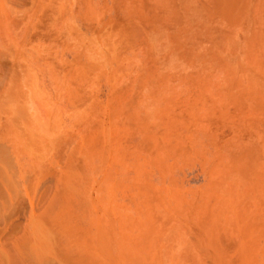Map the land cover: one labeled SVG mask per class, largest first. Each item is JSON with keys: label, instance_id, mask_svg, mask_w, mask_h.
Instances as JSON below:
<instances>
[{"label": "rangeland", "instance_id": "rangeland-1", "mask_svg": "<svg viewBox=\"0 0 264 264\" xmlns=\"http://www.w3.org/2000/svg\"><path fill=\"white\" fill-rule=\"evenodd\" d=\"M178 1L171 0L168 2L169 4L172 3L171 4L172 11H170L171 8H169L170 6L168 5L167 8L169 10L168 12L166 9L162 8L164 6L161 7L162 4L161 5L159 3L156 4L155 0H0V148L2 150H4L5 148L3 153L2 150L0 149L1 151L0 158L2 157L0 159L1 160L0 165L4 166L7 161H11L12 163L7 162L9 164L11 163L10 165L12 167V169L11 167L9 168L11 171L10 175L13 176V178L16 180L15 182L17 188L16 203L18 204V205L16 204V213H17L16 224L17 225L19 224L18 225L19 229L16 226V231L17 230L19 231L16 232V238L20 237L23 234L22 230L24 229L22 228H24V226L26 225V221L28 222V219H30V217L33 215L39 217V214L42 213L45 210V208L49 205V201L51 202V200H53V198L57 195V190L61 189L60 188L61 179H59L58 177H62V175H64V173L68 171L71 172L72 169L73 171L76 170V172L77 171L83 172L82 170L83 169L85 170L86 165L83 163L85 162V160H83L84 157L82 156L81 153L82 150L90 151L93 150V148L95 147L96 148L99 147L94 150L99 149L98 151H100V148L103 145L105 146L103 150L107 152L108 156L105 153L106 156H104V159L109 158L108 160L110 161L107 160L108 162L105 163L106 161L104 160V165L107 168L106 169L104 167V172L106 170H107L105 172L106 174L110 172V175L112 174L111 175L112 179H115L114 181L118 184H121L120 182H122L123 180L124 182L125 181L126 182L125 183L123 182L121 185H124L127 182L128 183L131 182L130 184L127 183L128 185L131 186L129 190L124 186L118 188L120 192L118 191L119 193L117 197L119 196L118 200L120 202L130 205L132 201H134L135 203V202H139V200L140 202L143 200V199L141 200L138 195H137L138 196L137 199L135 193H137L138 191H136V188L131 189L134 186V185L132 186V183L133 184L136 183V180L135 182H133L135 179L134 177L135 175L134 173H132L133 171L132 167H134L133 160H135L136 159L135 157H137L138 155H142L144 156V160L146 161L147 172L149 171L152 172V173L151 172L147 173L149 174L147 175V177L149 176L150 177L149 178L145 177L144 180L145 179L148 180L147 182L152 183L154 186L158 185L159 187L161 188L164 187L166 189L173 188L172 191L174 190L176 192L178 190L180 194L183 193L181 195L182 196L184 195L183 198L186 197L185 200L188 201L186 205L188 206L187 208L189 209L190 206L194 205V203L197 204V202H199L202 197H205L206 194L204 195L203 193L205 190L209 191V186H211L212 184L213 185L217 184V182H219L218 180L219 177L217 178L215 174L216 173L215 170L218 168V166L220 165L223 166L224 163H228L230 161L229 156L231 153L234 152L236 153L237 151H238L237 153H239L241 149H245V148L248 149L249 146L251 147L252 145H249L248 140H250V143L252 144L253 143L256 144L257 140L260 142L262 141L261 137L264 138L263 136L264 123H262L264 122V105H262L264 103V96L262 97V95H264L263 94L264 91H259V90L257 91V89H259L258 86H257L258 88L255 89L254 91L251 90L253 91V93L251 92V94L249 93V95L253 99L249 98L250 97L249 95L247 96H243L241 94L237 95L236 94L237 92L236 93L233 92L232 94H230V92L229 93L227 92V90L229 91V89L226 88L228 87L227 86L228 84L226 83L227 75L226 73L221 74L226 72L224 69L225 63H227L226 61L227 60L234 61L233 54L232 55L229 54L230 51L227 52L229 50L226 47L225 39L227 38V36L229 34L230 35L233 34L232 35L233 37L235 34L234 38L238 37L239 40H246V38L250 39L249 35L250 37L253 36L254 32L258 28L254 31L252 30L253 29L252 27H251L252 29L250 27L248 28L250 29V31L248 29L245 30V28L248 27V22L247 20H244L246 22L242 20L240 23L243 29L240 26L239 27L241 30L237 29L238 31H240V34L239 32L237 33V30L235 32L233 31L229 33L230 30L227 28V25H225L226 19L223 20L224 12H221L223 9L221 10V7L217 6L218 5L217 3L220 0L219 1L218 0H213V1L212 0H198V1L182 0V2L180 0ZM188 1L190 3L193 1V3L191 4L186 3ZM194 1L198 3H195ZM249 1L250 0H247L248 3H250ZM258 2L259 0H251V3H253V5L254 4L257 5ZM194 3L196 4V7L193 5ZM262 3L264 4V2ZM215 6H216L215 11L217 9L218 10L220 9L221 11L219 12L220 14L221 13L223 14V15L221 14L223 17L219 16L220 15L218 14L219 12H215V13L212 12ZM163 11L166 14H164ZM171 12H174L173 13L174 16H172L173 14H171ZM216 13L218 14L217 16H219L218 18L216 16ZM253 13L250 14L249 16L250 19L251 17L253 18L252 15H255V13L254 14ZM178 14L180 16H178ZM208 14L210 15V17L208 16ZM161 15H165L166 19L169 17L170 19L168 18V22L171 21L170 24L167 22L165 17ZM162 17L164 18L162 19ZM184 17L186 19L189 17L191 19L193 18L195 21L193 19L190 20V18L186 20L184 19ZM181 20H184V22H182ZM185 21L186 22L188 21V23H186ZM190 21L192 22L190 23ZM195 22L197 23L195 24ZM181 23L186 24L185 25L186 27L180 26ZM242 23H244L243 24L244 27ZM215 24L216 26H214ZM176 25H178V27H175ZM187 26L188 28L190 27L189 28L190 31L188 30ZM225 28H226V32L224 33ZM165 29L169 33L168 32L165 33L164 32ZM170 29H172V31ZM181 29H183V33H181L182 31ZM176 30L178 31V34ZM185 30H187L188 32H186ZM192 30L193 32H191ZM160 31L162 34L160 33ZM209 31L211 34H209ZM243 31L244 32L247 31L248 37H247V33L246 32L244 33ZM248 31L250 33L251 31L253 32L250 34ZM163 32L165 34H168V37L167 35L162 36L165 35ZM190 33L191 34L193 33V35H191ZM157 35H159L160 37L159 36L156 37ZM181 35L182 36L186 35V36L182 37ZM224 35H226V38L224 37ZM243 35L245 38L242 37ZM209 36L210 37L213 36L212 37L213 39L210 38ZM98 38L99 39L102 38L103 40V42L100 45L98 44L96 46V47L100 46L99 50L101 51L100 52L99 50L96 51L94 55L93 54L94 52L91 53L92 50L90 52V49H92L91 47L92 42L97 40ZM205 38L206 40H204ZM165 42L169 44V46L167 44L168 47H165L166 46ZM216 42H217V46H216ZM193 45L194 47H192ZM221 45L222 48H220ZM169 48L174 49V51L172 50L174 54L175 52H179V54L177 53L176 54L177 56L174 55L173 57L175 58L170 57V54L171 56L173 54L171 50H169ZM204 48L206 49V51ZM203 49H204L203 52L207 54L205 55L206 58L207 57L208 59L210 58L209 59L210 64H208V59L204 58L205 56L201 57L202 54L204 55V53L202 52ZM207 49L211 50L212 53L208 52L209 50ZM97 52L99 54H97ZM217 53L220 55V57ZM221 53L222 54L224 53V56L225 57L227 56L228 59L226 60L225 57L223 58ZM195 54H198V56ZM214 54L217 55V57L219 58L218 60L217 58L213 59ZM228 55H230V57ZM196 57L197 58L199 57L198 61ZM203 60H206V62ZM219 60L221 61V64L224 65L223 67L220 64L224 70L219 66V62H220ZM262 60H263L262 58L259 60V64L261 62H262L261 64H264V60L263 61ZM211 61L213 63L215 61L216 65L213 64ZM222 61L224 63H222ZM99 62L101 64H99ZM170 62L173 63V65L176 68ZM178 62L179 64L182 62L181 65L185 64V66L184 65L183 67L180 66ZM199 62L201 63V66H203L202 63L205 64L203 66L204 68L200 66ZM170 64L172 69L174 68L172 72L171 70L168 71V66ZM187 64L192 66L187 67L188 66ZM171 67L169 69H171ZM185 67L187 69H185ZM216 67L218 69H216ZM177 68H179L178 70L180 69L183 70V68L185 70H188L189 68V70L188 72L183 71V73L182 70H180L179 72L177 71L176 73L175 69L177 70ZM214 70L215 72H213ZM202 71H205V73L203 72L202 74ZM222 78H224V80H222ZM213 82L215 83L213 84ZM223 83L225 84V86ZM166 84H170V86ZM253 88L256 87H252V89ZM31 89H33L34 91ZM36 91L37 93H35ZM211 91L215 93L213 95V101H212ZM33 92L35 96L32 94ZM259 93H261L262 95ZM200 94L203 96L205 94L206 99L207 97L208 98L210 97V100L212 102L209 99L206 100L207 102H205L204 101L205 97L204 99L200 100L201 98H203V96H201ZM253 94L256 95L257 97L259 95L258 98L260 99V102L262 103L263 101V103L262 104L260 102L258 103L259 99L256 96L254 97ZM224 95L227 96V100H225ZM214 96H215V100H214ZM197 98L202 102V106H201L202 108L200 109H198L199 108L198 104H201V102H199ZM216 98L218 100L220 99L221 102L217 100L218 101L217 104L219 103L220 104L215 105V107L212 108L213 107L212 103L216 104L215 103ZM245 98L252 100L248 101V99H246L247 100L246 101ZM29 99H31V103L29 102L30 101ZM193 99L197 101L196 102L197 104L194 103L195 100ZM144 100L146 103L144 102ZM27 104L29 105L32 104L31 106L33 109L31 110L35 112L36 116L38 115V118L40 117V120H43L42 123L46 122L45 124L47 126H50L54 129L56 140L53 142V144H51V146H47V149L45 147L46 149V150L44 149L45 152L44 150H42L43 154L41 153L40 155L42 158L40 156H39L40 158L36 157L33 154L32 157L31 153L30 152L28 153V150H25L27 149L25 147V142H24V138L26 134L24 135L25 131L22 133L23 131L22 129L24 128L23 125L22 124L19 125L18 123L19 122L21 123L25 117L27 118L29 117L28 114L30 113V110L28 111V108L29 107L31 108V106L29 105L26 106ZM204 104L207 107H205ZM157 106H159L160 109L162 108L161 110L163 111V114H161L162 113L161 110L160 113L159 111L157 112L154 111L155 109L157 110L159 109V107ZM210 106H212L211 107L212 109L211 110L209 109L208 111L207 108ZM142 107L143 109H141ZM145 107L151 110L154 109L153 112H155V114L159 113V120L156 119L157 122L154 121L153 119L151 121H147L145 119V116L143 117L140 111L144 110ZM138 108L140 110H138ZM24 109L27 110L29 113L27 111H25L26 112L25 113ZM126 109L129 110L128 113ZM197 109L198 111L199 110L200 111L197 112ZM117 110H119V112ZM134 110L136 111L134 112ZM12 111L15 114V117ZM122 111L123 114H121ZM132 111H133V115H132ZM137 111H139L141 115L140 114L138 115ZM222 111L225 112L223 113ZM118 113L122 115V117H120L121 119L119 117H117L118 119L115 118V116H119ZM125 113L127 115L129 114V118H127ZM134 114L136 115V117ZM21 115L24 116V118L21 119L20 118ZM123 115L126 117H124ZM156 115L155 117H157ZM192 115L193 116L196 115L197 118L195 117L194 118L197 119V121L193 118ZM191 120H194L195 122L194 121L192 122ZM26 121L27 120H24L23 123ZM152 121L155 122V125L153 124L154 122L151 123ZM183 121L185 122V124ZM9 122L11 125H9ZM240 123L242 126L240 125ZM112 124L114 126V129L111 128L113 127ZM18 125H19V129L17 128ZM11 126L12 128L10 129ZM141 126L145 129L147 127L146 129L147 131L150 129L151 131H149V134L151 135L152 133L154 137H156L155 136L156 133V135L159 138L157 139L155 138L157 140V143L155 144H158L159 146L155 147L153 145L154 146L153 147L151 145L152 135L150 136L146 134L147 132L144 131L145 129L141 131L142 129ZM116 127L118 129L117 132L115 129ZM135 127H137V129ZM14 130L17 133L14 132ZM203 131L205 132V134L206 133L207 134L205 135ZM97 135L99 137V139H97L98 143L96 142L98 146L95 144L93 140V138L96 139L95 137ZM147 137L150 139V145L152 146L151 148L153 149L149 147L150 146L148 145L149 143H146V141L149 140L147 139ZM27 139L28 138L26 135L25 140ZM91 140L94 142V145H92L93 143L91 142ZM177 140L178 143L176 142ZM19 143L24 145L23 146L19 145ZM1 145L4 147H2ZM170 145L171 147H169ZM178 145L179 146L181 145L182 147L179 148ZM247 145L249 146L247 147ZM89 146H91V148ZM236 146L241 148L239 149ZM148 147L151 150L147 149ZM198 147L199 148L202 147V148L198 149ZM236 149L238 150L236 151ZM72 150L74 155L72 154ZM156 150L158 153H161L162 151L163 153L165 152L164 153L165 156L162 155L163 153L160 155L163 156L164 161L166 160L165 165L166 166L168 165L167 167L169 168V171L166 170V172H168L166 176H165V172L163 173L162 171L159 170V168L157 167L155 168L154 164L147 162L150 159L148 155L151 152L154 151L153 155L156 153V157H157V152H155ZM165 150L167 151V153ZM173 150L175 153L173 152ZM176 150H178V152ZM229 150L231 153H229ZM232 150L235 151L233 152ZM147 151H149V153H147ZM168 151L169 152L171 151L172 153L171 155H173V157L169 156ZM4 152L5 155H2L4 154ZM102 152L103 151H100V153ZM117 154L120 155L124 154L123 157L126 156L127 161L124 160L126 162L125 163L126 165L125 164L123 165L125 167L131 164L130 166L127 167L126 171L128 170V168L132 170L129 169V171L124 172L125 168L123 169V165L122 166L120 165L121 167L120 170L117 168L119 165L114 163L115 161L113 160L117 156ZM194 154L195 156H193ZM203 154L205 156H203ZM118 156L115 159L117 161L118 159L123 158V157L119 158ZM4 158L6 159L8 158V159L6 160ZM128 158L130 161L128 160ZM113 163L115 165L112 166ZM71 164L73 166H70ZM170 164L172 166H170ZM107 165L109 167H107ZM114 166L116 167L112 168ZM110 169L112 171L115 170V172L112 173ZM100 171L97 172L96 177H93V179L88 178V180H86L87 189L85 194L83 195V196L86 195L85 198L86 197L91 199L97 198L98 196L97 191L99 190V186L102 184L101 182H104L103 178L107 176L103 171L101 172ZM102 172L104 174H102ZM128 172H130L129 175ZM160 172H162L163 174ZM122 173H125V175ZM214 177L217 178V180ZM121 178H123V180ZM210 182L213 183L209 185ZM90 184H92L91 186L92 188L89 189ZM55 186L57 189L55 188ZM122 188L124 190H122ZM91 190L93 191L91 192ZM83 193L77 195V196L81 195L78 200L79 201L78 203L80 204L77 203L78 205L77 206L75 202V205L73 206L75 207L73 209L77 208L76 210L78 212L79 210L80 212L85 210V208L82 209L84 206L80 202L81 198L84 199V197H82ZM197 199L199 200L197 201ZM44 204L47 206H45ZM142 206L143 208L145 207V205L143 204ZM261 207L262 206H260L259 208ZM259 208L258 209L256 208L257 212L253 208V211L255 213L251 212L252 208L250 209L252 218H250V216L248 215L249 223L252 221L254 222V220L250 221V219H256L254 217L256 215H257V220L260 218L262 219L261 212L263 208L260 209L261 211L259 210ZM83 212H81V214H83ZM85 220L86 219H84V222H80V225L84 224L82 225L83 229H86V227L88 226L86 223L89 222L88 220L86 221ZM257 220L255 222H257ZM260 222L261 220L258 223ZM83 226H85V228ZM254 227H252L251 230L252 233L254 234L253 236L254 238L252 237L253 234L251 235L254 242L251 241L252 238L249 239V241L252 242L253 244H257L260 247L261 253H263V255L261 254L258 262L260 264H263L264 263V257H263L264 256V239H263L264 224H262L261 226H256L255 228L259 227L257 230H255ZM2 230L4 231L3 226H2ZM225 238L228 237H224V239ZM228 239L230 242L229 243L230 245L228 244V246H231L232 244L233 246L234 245L236 246L239 243L238 239H237L238 243L236 242V240L232 241L233 238L231 239V241H230V237ZM226 240H224L225 241L224 243L228 241ZM210 254L200 255V256L198 255L182 256V255H174L170 253V254H162V255L158 254V255H148V256L140 255L136 257L120 256V257H116L115 259L117 260L114 259L113 261L114 263L112 262V264H116V262L117 264H238V263L241 264L242 263L240 262V258L235 255H228L227 257L220 256V258L222 259L221 260L217 258L219 256H216V254L214 253H210ZM105 258L106 260L110 259L109 257H105ZM231 258L233 259V261ZM100 261L101 260H99L96 263L109 264L110 262V261H106V262L105 261L100 262Z\"/></svg>", "mask_w": 264, "mask_h": 264}, {"label": "bare ground", "instance_id": "bare-ground-1", "mask_svg": "<svg viewBox=\"0 0 264 264\" xmlns=\"http://www.w3.org/2000/svg\"><path fill=\"white\" fill-rule=\"evenodd\" d=\"M155 1H156V4H158V3L160 5L162 4L161 7L164 6L165 8L164 7H162V8L166 9L168 12H169V10L167 8H168V5H169L170 6L169 8H171L170 11H172V7H171L172 3L171 2H170L171 4L168 3L171 0H155ZM180 1L182 2V0H180ZM249 2L250 3H248L247 0H220L217 3L218 4L217 6L221 7V10L222 9L223 10L221 11L220 9L219 10L217 9L215 11L216 6H215V8H213L214 10L212 9L213 10L212 12H214V13L215 12H219V11L224 12V19L223 20L226 19L225 20V23H226L225 25H227V28L230 30L229 33L233 32V31L235 32L237 29L241 30L240 27L242 28V26H241L240 22L242 20L243 21L247 20V22H248V27L245 28V30H247L249 27L250 28L252 27L253 29L252 28L251 29L253 31L258 28L254 32L253 36L250 37V35H249L250 39L246 38V40H239L238 37L234 38L235 34L232 37L233 34L230 35L229 33H226V34H229L227 36V38H226V35H224V37L226 38L225 39L226 40V47H227V49H229L227 52L230 51L229 54H231V55L233 54L234 61L233 60H227L228 57L224 56V53H227V52H224L223 54L221 53L222 57L223 58L225 57L226 60H227L226 61L227 63H225V67H224V65L221 64V61L219 60L220 61L219 62V66L222 69L224 67V69L226 71V72L221 73V74H225L226 73V75H227V79H226L227 82L224 81V82H226L228 84V85L226 84L228 86L226 88L229 89V91L227 90V92L228 93L230 92V94H232L233 92L234 93L237 92L236 93L237 95L241 94L243 96H247V95H249V93L251 94V92L253 93V91L255 89H257L258 87H259V89H257V91L258 90L259 91H264V67H263L264 64H261L262 62L259 64V60L261 58L264 60V4L262 3V2H264V0H259L260 3L258 2L257 5H255V4L253 5V3H251V0ZM186 3L191 4V3H193V1L191 3L189 1L186 2ZM195 3H198V2H195ZM195 3L193 5L196 7ZM188 4H187V7H188ZM212 7H214V6H212ZM197 8H198V6H197ZM201 8H203V7H201ZM163 12H162V14H163ZM253 12L255 13V15H252L253 18L251 17V19H250L249 16ZM173 13L174 12H171V14H173ZM175 13H176V11H175ZM164 14H166V13L164 12ZM218 14H220V12ZM218 14L216 13V16ZM221 14L219 16L223 17L222 16L223 14L222 15ZM169 15H170V13H169ZM161 16L165 17V15H161ZM172 16H174V14ZM178 16H180V15L178 14ZM188 16H189V14H188ZM188 16H186V17H188ZM208 16L210 17L209 14H208ZM219 16H217V18ZM164 17H162V19ZM168 18L166 19V17H165L167 22H168ZM189 18L186 19L184 17V19H186V20H188ZM192 19L190 18V20H192ZM181 21L184 22V20H181ZM170 22H168V23L170 24ZM177 22H178V20H177ZM191 22L192 21H190V23ZM244 22H246V21H244ZM186 23H188V21ZM196 23L197 22H195V24ZM243 24L244 23H242V25ZM185 25L186 24L181 23L180 26H185ZM214 26H216V24ZM256 26H258V27H256ZM175 27H178V25H176ZM243 27H244V25H243ZM187 28H188V26H187ZM189 28H188V30H189ZM197 28H199V27H197ZM170 30L172 31V29H170ZM181 30H182L181 33H183V29H181ZM193 30L191 32H193ZM222 30H223V28H222ZM238 30H237V33L239 32V34H240V31H238ZM248 30L250 31V29H248ZM161 31H160V33H161ZM185 31L188 32L187 30H185ZM253 31H251V33ZM164 32L166 33L168 31H166V29H165ZM176 32L178 34L177 30H176ZM225 32H226V28H225L224 33ZM245 32L247 33V31H245ZM215 33H216V31H215ZM244 33H242V34H244ZM209 34H211L210 31H209ZM166 35L168 37V34H165V35H162V36H166ZM191 35H193V33ZM158 36L159 35H157L156 37H158ZM181 36H179V37H181ZM153 37H154V35H153ZM212 37H210V38H212ZM242 37H244V35ZM247 37H248V33H247ZM206 38L204 40H206ZM150 40H152V39H150ZM160 40H162V39H160ZM172 40H174V39H172ZM222 40H223V37H222ZM152 41H154V40H152ZM178 41H181V40H178ZM102 42H103L102 38L101 39L98 38L97 40L93 41L92 45H91L92 49H90V52L92 50L91 53L94 52L93 54L95 55V52L98 51L99 48H100V46H98V47H96V46L98 44L100 45ZM188 42H189V40H188ZM165 43H166L165 47H168L169 44L167 42H165ZM150 44H152V43H150ZM167 44H168V46H167ZM211 45H212V43H211ZM222 45H223V43H222ZM222 45H221L220 48H222ZM216 46H217V42H216ZM192 47H194V45ZM204 49L202 50V52L204 51ZM169 50H171V52L173 54L172 56L170 54V57H173L174 55L177 56L176 55L177 53L179 54V52H175V54H174L173 53L174 49H170L169 48ZM207 50H209V49H207ZM100 51L101 50H99V52ZM177 51H179V50H177ZM205 51H206V49H205ZM216 51H218V50H216ZM166 52H168V51H166ZM202 52H199V53H202ZM208 52L212 53L211 50H209ZM97 54H99V53L97 52ZM97 54H96V56H97ZM195 55L198 56V54H195ZM205 55H207V54L204 53V55L202 54L201 57H204ZM225 55H227V54H225ZM228 56L230 57V55H228ZM178 57H179V55H178ZM182 57H183V55H182ZM201 57H200V59H201ZM212 57H213V55H212ZM219 57H220V55H219ZM222 57H221V59H222ZM112 58H114V57H112ZM173 58H175V57H173ZM204 58L208 59V57L206 58V56ZM214 58L215 59L217 58V60L219 59L217 57V55H215V54H214L213 59ZM231 58H229V59H231ZM209 59H208V64H210L209 63V61H210ZM103 60H106V59H103ZM103 60H101V61H103ZM183 60H186V59H183ZM183 60H181V61H183ZM198 60H199V57L197 58V61ZM203 61L206 62V60H203ZM223 61H222V63L225 62V61L224 62ZM96 63H98V62H96ZM107 63H108V61H107ZM181 63L179 64V62H178V64L180 66H182V67H183V65L185 66V64L181 65ZM99 64H101V63L99 62ZM171 64L173 65V63H171ZM171 64L169 65L170 67H171ZM174 64H176V63H174ZM202 64H203V66L205 65L204 63H202ZM213 64H215V61H214ZM187 65H188L187 67L192 66V65H189V64H187ZM169 66H168V71L171 70V72H172L174 68L172 69V67H171V69H169L170 68ZM200 66H201V63H200ZM203 66H201V67L204 68ZM209 66H208V68H209ZM178 69L179 68H177V70L175 69L176 73H177V71L179 72L180 70H182V69H180V70H178ZM185 69H187V68L185 67ZM185 69L183 68L182 73H183V71L188 72L189 68H188V70H185ZM216 69H218V68L216 67ZM216 71H219V70H216ZM203 72L205 73V71H202V74H203ZM213 72H215V70ZM165 73H166V71H165ZM184 74H186V73H184ZM224 78H222V80H224ZM202 79H203V77H202ZM214 83L215 82H213V84ZM195 84H197V83H195ZM166 85L170 86V84H166ZM224 86H225V84H224ZM199 87H200V85H199ZM252 87H256V88L252 89ZM31 90H33V89H31ZM159 90H161V89H159ZM202 90H204V89H202ZM251 90H253V91H251ZM35 93H37V91ZM155 93H156V91H155ZM32 94L35 96L34 92ZM201 94H203V93H201ZM211 94H212V101H213V95L215 93H213V91H211ZM230 94H228V95H230ZM259 94H261V93H259ZM161 95H163V94H161ZM34 96H32V97H34ZM201 96H203V95H201ZM221 96H222V94H221ZM255 96L256 95H254V97ZM263 96L264 95H262V97ZM161 97H163V96H161ZM204 97H205V99H204ZM224 97H225V100H227V96L224 95ZM258 97H259V95H258ZM11 98H13V97H11ZM249 98H252V97L250 96ZM260 98H261V96H260ZM199 99H200V97H199ZM199 99L197 98V100H199ZM202 99H204V101L207 102L206 100H208V99L210 100V97L209 98L207 97V99H206V96L204 94L203 98H201L200 100H202ZM246 99H248V98H245V100ZM262 99H261V101H262ZM11 100H13V99H11ZM29 100H30L29 102L31 103V99H29ZM193 100H195V99H193ZM200 100H199V102H201ZM214 100H215V96H214ZM217 100L218 99L216 98V101H215L216 104L212 103L213 107L210 106V107L207 108L208 111H209V109L211 110L212 108H214L215 105H219L220 104V103L217 104L218 101L221 102L220 99L218 101ZM249 100L250 99H248V101ZM144 102H145V100H144ZM196 102L197 101L195 100L194 103L197 104ZM205 102H203V103H205ZM259 102H260V99H259L258 103ZM27 103H28V101H27ZM262 103H263V101H262ZM29 104H27L26 106H28ZM142 104H143V102H142ZM31 105H29V106H31ZM231 105H232V103H231ZM262 105H264V103ZM14 106H15V104H14ZM195 106H197V105H195ZM201 106H202V102H201V104H198L199 108L198 107H196V108L200 109V108H202ZM204 106L207 107L205 104H204ZM157 107H159V106H157ZM26 109H27V107H26ZM31 109H33L32 106H31V108L30 107L28 108V111L30 110V113L27 110L24 109V112L27 111L29 113L28 114L29 117L28 118L27 117L24 118V116H22L23 115L22 114L21 115L22 117L20 116V118L21 119L24 118V119L22 120L21 123L20 122L19 123L17 122V123L19 125L20 124L23 125L24 128L22 127L23 128L22 129L23 130L22 133L25 131L24 135L26 134L27 138H28L27 140H25V138H26V135H25L24 142H25V147L27 148L25 150H28V153L30 152L31 156L33 154L36 157H39L41 155V153L43 152L42 150H44L45 147L47 149V146H51V144H53V142L56 140V137H55V134H54V129L52 127H50V126H47L45 124L46 122L42 123L43 120H40V117L38 118V115L36 116L35 112H33ZM141 109H143V107ZM152 109H153V107H152ZM161 109L159 107L158 110L157 109H155V110L153 109V110L156 111V112L159 111V113H160L162 111ZM198 109H197V112L200 111V110L198 111ZM136 110H137V108H136ZM136 110H134V112ZM138 110H140V109L138 108ZM153 110L145 107L144 110H141L140 112L142 113L143 117L145 116V119L147 121H151L153 119L154 121L157 122L156 119L159 120V113H156V114H158V115H156L155 112H153ZM20 111H19V114H20ZM117 111L119 112V110H117ZM123 111H125V110H123ZM123 111H122V113L121 112L120 113L123 114ZM126 111L128 113L129 110L126 109ZM202 111H203V109H202ZM140 112L137 111L138 115L139 114L141 115ZM12 113H13V111H12ZM118 114H115V115H118ZM121 114H119V116H115V118L122 117ZM161 114H163V111H162ZM191 114H193V113H191ZM132 115H133V111H132ZM155 115L157 117H155ZM26 116H27V114H26ZM126 116H127V118H129V114L128 115L126 114ZM126 116H124V117H126ZM14 117H15V114H14ZM135 117H136V115H135ZM194 117L197 118L196 115L193 116V118ZM202 119H204V118H202ZM24 120H27V121L23 123ZM195 120L197 121V119H195ZM154 121H152L151 123H153ZM191 121L193 122L194 120H191ZM199 122H201V121H199ZM262 123H264V122H262ZM14 124H15V122H14ZM153 124L155 125V122ZM184 124H185V122H184ZM9 125H11L10 122H9ZM19 125L17 126L18 129H19ZM149 125H150V122H149ZM240 125H241V123H240ZM112 126H113V124H112ZM15 127H16V125H15ZM246 127H247V125H246ZM11 128H12V126L10 127V129ZM111 128L114 129V126L111 127ZM135 128L137 129V127H135ZM115 129H116V132H117V130H118L117 127ZM144 129L145 128L142 127L141 131L144 130ZM146 129H147V127H146ZM146 129L144 131L147 132L146 134L150 135L149 131H151V130L149 129L147 131ZM15 130H16V128H15ZM15 130H14V132H16ZM9 131H11V130H9ZM108 132H109V130H108ZM125 132H126V130H125ZM168 132H169V129H168ZM203 133L205 134L204 131H203ZM9 134H10V132H9ZM98 135L95 137L96 139L93 138L95 144L97 142V139H99ZM151 135H152V133H151ZM259 135H262V134H259ZM101 136H103V135H101ZM106 136H107V134H106ZM152 136H151V139H152L151 140L152 141L151 145L152 146L154 145L155 147L159 146L158 144H155V143H157L156 139L159 138V137L156 135V133H155L156 137L153 136V138H152ZM250 136H252V135H250ZM21 137H23V136H21ZM148 137H147V139H149ZM162 139H164V138H162ZM244 139H245V137H244ZM261 139H262V141H261L262 143L257 140L256 144L253 143L254 145L252 143H250V140H248L249 141V145H252V146L250 147L249 145H247V147L249 146L248 149L247 148H245L246 150L245 149H241V151L239 153H237L238 149H236V151H237L236 153L237 154L234 152L235 150L234 151L232 150L234 153H231L230 150H229V153H231L230 156L228 155L230 157L229 158L230 161L228 163H224L223 166H221V165L218 166V168L215 170V172H216L215 174H216L217 178L218 177L221 178V179L218 178L219 182H217V184H214V185L213 184L211 185V183H213V182H210V184L207 183V184H209L211 186H209V191L207 190L208 192L206 190H205L206 192L205 191H204V193L202 192L204 195L206 194L205 197H202L200 199V201L197 202V204L194 203V205L190 206L189 209L187 208L188 206L186 205L187 202H188L187 200H185L186 197L183 198L184 195L183 196L181 195L183 193L180 194L177 189H176L177 191L175 192L174 190L172 191L173 188L172 189L171 188H167L166 189L164 187L161 188L158 185L154 186L152 183L147 182L148 180H146V179L144 180V178L147 177V175H149L147 173H149L151 171L148 170L149 172H147V170H146V161L144 160V156H142V155H138V156L136 155L137 157L134 156L136 159L133 160L134 164L132 163L133 166H134V167H132V169H133L132 173H134L135 179H134V181L133 180L132 181L135 182V180H136L137 184L136 183L135 184L132 183V186L133 185L134 186L137 185V186H135V187L133 186L131 189H135L136 188V191H138L137 192L138 194L135 193L137 199H138V196H139V198L141 200L143 199L144 201L142 200L140 202V200H139V202H135V203H134V201H132L133 204L131 203L130 205H127V204H124L123 202H120L118 200L119 196L117 197L118 193L120 192L118 190V188H121L122 186H124V187H126L129 190L131 186L128 185V184H130L131 182L130 183L127 182L128 184L126 183L124 185H121L124 182L123 178H121L123 181L121 180L122 182H120L118 180L121 183V184H118V183H116L114 181L115 179H112V176H111L112 174L110 175V172L108 174L105 173L107 171L106 170L107 168L104 165V160L106 161L105 163L110 161V160H108L109 159L108 157H107L108 159H104V156H106V154H107V152L103 150L105 146L103 145L101 147L102 150L100 148V151H103L102 153H100V151H98L99 149L98 150H94V149H97L99 147H97V148L95 147V148H93V150H90V151H87V150L83 151L82 150V152H81L82 156L85 158L84 159L82 157L83 160H85V162H83L86 165L85 166V170L83 169L82 170L83 172H78V171L76 172V170L73 171V169H72L71 172H69V171L66 172V170H65L66 173H64V175H62V177H58L59 179H61L60 180V184H61L60 188L61 189L59 188L60 190H57V195L55 197L53 195L54 198H53V200H51V202L49 201V205L48 206L44 204L47 207L45 208V210L42 213L39 214V217L33 215V216L30 217V219H28V222L26 221V225L24 226V228L21 227L22 229H24V230H22L23 234L20 237H18V238H16V232L18 231V230L16 231V226L18 228V225H19V224L18 225L16 224V214H17L16 213V204H17L16 203V189L17 188H16V183H15L16 180L13 178V176L10 175L11 171H10L9 168L11 167L10 164L12 162L11 161H7V162H11V163L9 164V163L6 162L4 166L0 165V264H98L96 262H98L99 260H101L103 262L104 261L105 262L106 261H110L109 264H112L114 259L116 257H120V256H131V257L135 256L136 257V256H140V255H144V256L147 255L148 256V255H158V254L162 255V254H170V253L174 254V255H182V256L183 255L184 256H190V255H198V256H200V255H206V254L214 253V254H216V256H219V257H217L218 259H221L220 256L221 257L222 256H226L227 257L228 255H235V256H238L240 258V262H242L241 264H260L258 262V260H259V258L261 256V254L263 255V253H261L260 247L257 244H253L252 242H250L249 239H251L254 236V234L251 231L252 227H254L256 223H257L256 226H261L262 224H264V214H262V213H264V211H263L264 210V144H263L264 140L263 139L264 138L261 137ZM153 140H154V142H153ZM184 140H186V139H184ZM187 141H188V139H187ZM24 142H22V143H24ZM91 142L93 143V144L92 143L91 144L94 145V142L92 140H91ZM176 142L178 143V140ZM259 142L261 144H263V145H261ZM146 143H149L148 145H150V139L148 141H146ZM258 143H259V145H258ZM19 145H22V144L19 143ZM96 145L98 146V144H96ZM151 145L149 146L150 148L152 147ZM241 145H242V143H241ZM233 146H235V145H233ZM2 147H4V146H2ZM89 147L91 148V146H89ZM149 147L147 149H150ZM169 147H171V145ZM180 147H182V146L180 145L179 148ZM179 148H177V149H179ZM200 148H202V147H200ZM200 148L198 147V149H200ZM237 148L240 149L241 147H237ZM83 149H86V148H83ZM106 149H107V147H106ZM151 149H153V148H151ZM226 149H229V148H226ZM4 150H5V148H4ZM4 150H2V153H3ZM45 150H44V152H45ZM145 150H146V147H145ZM184 150H186V149H184ZM85 151H87V152H85ZM176 151L178 152V150H176ZM206 151H208V150H206ZM155 152H157V150ZM173 152H174V150H173ZM198 152H199V150H198ZM147 153H149V151H147ZM151 153L148 155V157L150 159L147 162L154 164L155 168L156 167L159 168V170L162 171L163 173L165 172V176H166V174L168 173V172H166V170L169 171V168L167 167L168 165L167 166L165 165L166 160L164 161V159H163V156H165V154H164L165 152L164 153H163V151L161 153L157 152V157H156V153L153 155L154 151L151 152ZM166 153H167V151H166ZM168 153H169V156L173 157V155H171L172 154L171 151L170 152L168 151ZM72 154H73V150H72ZM158 154L159 155L162 154L163 156L162 155L159 156ZM2 155H5V152ZM28 155H30V154H28ZM73 155H72V157H73ZM78 155H79V153H78ZM123 155L117 154V156L119 158L123 157ZM8 156H9V154H8ZM107 156H108V154H107ZM145 156H146V154H145ZM193 156H195V154ZM203 156H205V155L203 154ZM116 157L113 160L115 161L114 163L119 165L117 168L120 170L121 169L120 165L122 166L123 164H125L126 162L124 160H126L127 158H126V156L121 158L122 160L117 158L118 159V161H117V160H115ZM75 158H76V156H75ZM165 158H167V157H165ZM4 159H6V158H4ZM128 160H129V158H128ZM3 163H4V161H3ZM114 163L112 164V166L115 165ZM108 165H107V167H109ZM130 165H128V166H130ZM70 166H73V165L71 164ZM116 166H114L112 168H115ZM128 166L124 167V165H123V169L125 168L124 172L126 171ZM170 166H172V165L170 164ZM104 167L106 168L105 172H104ZM170 168H172V167H170ZM11 169H12V167H11ZM76 169H77V167H76ZM123 169H122V171H123ZM129 169L130 168H128L127 171H129ZM132 169H130V170H132ZM100 170L103 171L107 176H105V177L103 176L104 177L103 178L104 182H101L102 184L99 186V190L97 189L98 190L97 191V193H98L97 194L98 195L97 198L96 199H91V198H87V197L85 198L86 195L85 196H83V195L85 194L86 189H87L86 188V183H87L86 180H88V178H92L93 179V177H96L97 172H99ZM103 172H102V174H104ZM111 172L113 173V172H115V170L114 171L111 170ZM162 172H160V173H162ZM122 174L125 175V173H122ZM129 174H130V172H128V175ZM150 175H152V174H150ZM149 177H147V178H149ZM15 178H16V176H15ZM217 178H215V179L217 180ZM55 180H58V179H55ZM212 181H213V179H212ZM214 183H215V181H214ZM91 186H92V184H90L89 189L92 188ZM55 188H56V186H55ZM116 189H117V191H116ZM122 190H124V189L122 188ZM92 191L93 190H91V192ZM81 193H83L82 197H84V199H82V198L80 199L81 204L84 206L82 209L85 208V210H83L84 212L81 211V212H83V214H81L80 210L78 212L76 210L77 208L73 209V208H75V207H73L75 205V202H76V205H77V203L79 202L78 201L79 197L81 196V195L80 196H77V195H79ZM87 194H88V191H87ZM207 194H209V195H207ZM198 200L199 199H197V201ZM189 202H190V200H189ZM191 203H192V201H191ZM78 204H80V203H78ZM142 204L145 205L144 208H143ZM260 206H262V207L259 208ZM253 208L256 210V212H257L258 208H259V210L263 208V210L261 212L262 219L261 218L258 219L259 221L261 220L262 224H261V222L258 223L259 221L257 220V215L254 216L256 219H250V221L254 220V222L252 221V222L249 223V221H248L249 220V216H250V218H252L251 217V212L255 213L253 211ZM250 209L252 210L251 212H250ZM41 210H42V208H41ZM248 211H249V213H248ZM32 214H34V213H32ZM36 214H37V212H36ZM79 219H81V220H79ZM84 219L89 221V222L87 221L89 224L86 223L88 225L86 227V229L88 228L87 230L82 228V225H84V224L80 225V222H84ZM256 220H257V222H255ZM251 224H253V225H251ZM258 224H260V225H258ZM250 225H251V227H250ZM2 226H3L4 231L2 230ZM83 227L85 228V226H83ZM254 228H253V230H254ZM258 228L259 227L255 228V230H257ZM254 233H255V231H254ZM251 235H252V237H251ZM224 237H228V238L230 237V241L233 238L232 241L236 240L237 243H238V240H239V243L236 246L235 245L233 246V244L231 246H228V244L230 243L229 239L228 238L224 239ZM262 237H263V235H262ZM253 238H252L251 241H253ZM224 240H226L228 243L227 242L224 243L225 242ZM234 247H237V248H234ZM261 247H263V246H261ZM105 257H109L110 259L106 260ZM229 259H230V256H229ZM115 260H117V259H115ZM232 261H233V259H232ZM116 264H117V262H116Z\"/></svg>", "mask_w": 264, "mask_h": 264}]
</instances>
